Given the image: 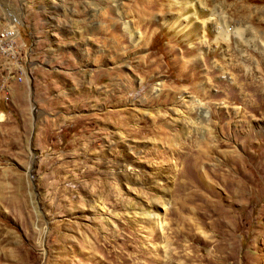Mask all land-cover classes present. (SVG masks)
<instances>
[{
  "label": "rangeland",
  "instance_id": "374dc122",
  "mask_svg": "<svg viewBox=\"0 0 264 264\" xmlns=\"http://www.w3.org/2000/svg\"><path fill=\"white\" fill-rule=\"evenodd\" d=\"M168 1H124L134 46L115 0H0V264H264V0H204L243 35L202 55Z\"/></svg>",
  "mask_w": 264,
  "mask_h": 264
},
{
  "label": "bare ground",
  "instance_id": "6f19581e",
  "mask_svg": "<svg viewBox=\"0 0 264 264\" xmlns=\"http://www.w3.org/2000/svg\"><path fill=\"white\" fill-rule=\"evenodd\" d=\"M124 1L126 0H115L116 4L114 5V9H116L115 10L116 15L119 17V20L121 21L122 32L130 37V42L134 46H138L141 44V42H143L144 35L141 32H139L136 28H133L131 26V21L127 19L126 13L123 10V6L125 4ZM168 5L169 6L171 5L180 6L183 8L182 11L184 12L182 13L180 11V12L172 13V12H167V10L165 12V10L163 11L162 9L163 12H161L160 15H158L160 17L159 19L162 21L163 25L167 28V30L170 31L169 33L172 32L171 34H174L175 38H178L181 43L187 42L189 46L194 48L196 47L195 46L196 43L194 41L196 39L199 40L198 42L200 45L199 55H202L205 51L208 52L212 50V48L207 44L208 42H206V37L210 36V38L214 39V44H216L217 50L223 47L222 45L227 43L230 40L229 35L232 34L230 32L231 29L228 30V28L233 27L234 29H236V30L232 29L234 30L233 33H235L236 31V34L239 36V38H242L243 34H241L242 30H240L241 26L240 28H236L235 24L232 25L230 23V20L227 14L223 11L217 12L214 9L208 10L207 5L205 4L204 0H169ZM246 9L250 10L251 8L249 9V7H246ZM257 11H259L260 13L261 12L264 13V8L257 9ZM102 12H103V16L106 17L105 9H102ZM203 13L205 15H201ZM198 19H203V23L201 24V26L197 24ZM260 38L264 41V32L263 34L260 35ZM261 50H262L261 53H263L264 52L263 46ZM7 56L9 57V56H14V55H7ZM183 65L185 66V63ZM153 66L154 65H151V66L149 65V66H146V68L143 67V69L145 68V70H147L149 68H152ZM159 68L160 67L158 66V68L152 70L150 74L154 73V71L156 70H160ZM136 69L141 70L142 68H136ZM156 73H160V72L157 71ZM7 75H8V72H7ZM16 82H21V81H16ZM141 83L147 86L148 81L144 79V80H141ZM160 91L162 90L160 89ZM178 91L179 90L176 88H174L173 90H167V94L165 93V98H169V99L173 98L176 93H179ZM160 94L161 92L158 94V96ZM157 97L150 99L151 98L150 96L149 100H151V103H153V101L158 103L160 102V100L157 99ZM166 102L167 101H164L162 102V104L163 103L165 104ZM193 103H195V100H193ZM205 114L206 112H203L204 116Z\"/></svg>",
  "mask_w": 264,
  "mask_h": 264
},
{
  "label": "built area",
  "instance_id": "2783aa9c",
  "mask_svg": "<svg viewBox=\"0 0 264 264\" xmlns=\"http://www.w3.org/2000/svg\"><path fill=\"white\" fill-rule=\"evenodd\" d=\"M18 41V42H15ZM0 46L2 48V55L4 64L7 62V55H14V60L23 59L21 62V70L17 75H7V67H0V103L7 104V100L9 97V85L7 84V80L16 82L21 81V78H25L28 76L30 67H25L23 65L24 62L28 60V51H26V44L20 38L19 30L16 29L15 25L11 23V25H6L4 27V33L0 34ZM23 51V53H20ZM0 113H2L0 111ZM3 115V114H2Z\"/></svg>",
  "mask_w": 264,
  "mask_h": 264
},
{
  "label": "crops",
  "instance_id": "0c3cea01",
  "mask_svg": "<svg viewBox=\"0 0 264 264\" xmlns=\"http://www.w3.org/2000/svg\"><path fill=\"white\" fill-rule=\"evenodd\" d=\"M30 69H31V67H30Z\"/></svg>",
  "mask_w": 264,
  "mask_h": 264
}]
</instances>
